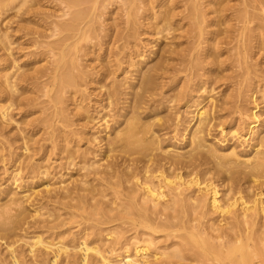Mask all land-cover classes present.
<instances>
[{
    "label": "bare ground",
    "instance_id": "1",
    "mask_svg": "<svg viewBox=\"0 0 264 264\" xmlns=\"http://www.w3.org/2000/svg\"><path fill=\"white\" fill-rule=\"evenodd\" d=\"M56 1L28 72L0 0V264H264V0Z\"/></svg>",
    "mask_w": 264,
    "mask_h": 264
},
{
    "label": "rangeland",
    "instance_id": "2",
    "mask_svg": "<svg viewBox=\"0 0 264 264\" xmlns=\"http://www.w3.org/2000/svg\"><path fill=\"white\" fill-rule=\"evenodd\" d=\"M99 4H97V13L101 12L102 15L99 18V23L97 24L98 26L102 28H110L114 22L121 23L122 20L124 19L123 17V12L119 9V6H123V3H121L122 0H111V1H102L98 0ZM217 1H224V4H227V7L234 8L233 6H237L240 4L238 0H217ZM59 1L56 0H41V3L36 6V10L39 12V16H33L31 15V8L27 9V5H31V2L27 4L26 6H23L22 9L19 11L18 8H13L6 12L3 16L4 22H3V27L4 28H9L10 33L12 34V39L15 41L14 43V51L16 54V57L18 59V64L23 68L24 70H27L28 72H32L36 68H41L45 65H48V55L47 53H43V49L38 48L39 45H33L32 43L34 42L32 38H35V32H44L46 23L48 21H52L55 19H60L57 18V14H61L59 9ZM159 0L155 5H158ZM14 4H12L13 6ZM11 6V7H12ZM159 8V5L156 9ZM167 9V8H163ZM180 9H183L181 7ZM232 11L230 9L228 11H225V14H231ZM141 16H145V12L143 14L141 13ZM144 17H141V20H143ZM224 20V17L218 18V23L220 24ZM224 28V26H222ZM174 28V26H173ZM217 28V27H214ZM153 29V28H152ZM151 29L152 32H149L148 34L142 35L143 38L146 39V43L148 46L151 45V42L157 41V39L160 41V37L163 36L162 34L160 35H155L153 30ZM173 31V30H172ZM46 33V32H45ZM165 34V33H163ZM160 36V37H159ZM148 39V40H147ZM90 41V42H89ZM85 42L84 44L89 46L92 42L89 40ZM95 41V40H93ZM158 41V42H159ZM169 41V40H166ZM153 42V43H154ZM94 44V43H93ZM93 56L91 54H88L85 59L88 60L90 63L92 60ZM94 58V57H93ZM97 62V61H96ZM264 66V65H263ZM3 67V66H0ZM120 74V73H119ZM31 90V85L28 86ZM202 91V90H200ZM28 95H31V92L27 93ZM257 94V99L259 102H262L261 106H264V97H262L261 93H256ZM17 112V110H15ZM37 112L34 116L40 115L39 110H33ZM31 107L29 108V111L25 113H20L18 115V119L22 121V126H28V124L31 123ZM40 133L36 135L35 137H39ZM83 144V143H82ZM86 145H84L85 147ZM60 162V160H50L51 166H50V172L51 175L48 177V179H45L50 181L51 183H55L59 181L60 178H57L61 172H64L65 170L62 171L60 167H56V165ZM47 161L44 164H50ZM60 171V173H59ZM56 173V174H55ZM80 172L78 170H73L70 171V173L65 176V178L74 180L80 178ZM55 174V176H53ZM39 183L33 184V186H36V189H39L41 187H37ZM76 229V228H75ZM74 229V230H75ZM121 258V257H119Z\"/></svg>",
    "mask_w": 264,
    "mask_h": 264
}]
</instances>
